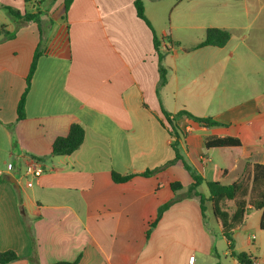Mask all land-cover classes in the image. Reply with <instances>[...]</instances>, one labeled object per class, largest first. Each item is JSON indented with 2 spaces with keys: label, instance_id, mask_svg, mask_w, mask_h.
Returning a JSON list of instances; mask_svg holds the SVG:
<instances>
[{
  "label": "crops",
  "instance_id": "crops-1",
  "mask_svg": "<svg viewBox=\"0 0 264 264\" xmlns=\"http://www.w3.org/2000/svg\"><path fill=\"white\" fill-rule=\"evenodd\" d=\"M135 1L74 0L66 19L64 0H0L9 34H0V252H16L9 264H189L191 256L194 264H239L242 252L264 264L262 213L250 210L231 243L206 185L242 177L247 187L246 163L264 165V0H226L233 6L224 18L180 15L179 29L203 34L187 48L172 23L165 28L149 11L154 0H145L158 38L175 44L163 51L164 85L153 31ZM4 7L40 14L39 24L7 16ZM209 28L232 37L222 48H196ZM36 53L26 117L18 120ZM163 110L223 125L181 116L173 129ZM73 124L85 129L83 144L54 155V141ZM224 138L242 145L206 147ZM172 144L181 160L173 162ZM33 159L43 165L39 178L26 174ZM184 164L205 181L196 190ZM147 170L155 172L142 176ZM112 172L136 177L115 183ZM221 208L233 214L235 202Z\"/></svg>",
  "mask_w": 264,
  "mask_h": 264
},
{
  "label": "trees",
  "instance_id": "trees-1",
  "mask_svg": "<svg viewBox=\"0 0 264 264\" xmlns=\"http://www.w3.org/2000/svg\"><path fill=\"white\" fill-rule=\"evenodd\" d=\"M39 0H24L26 4L38 3ZM74 0H64L65 4V18L67 19V13L72 5ZM145 0H136L135 7L137 11V15L140 19H142L153 31L154 40H155V49L159 55L160 61V85H164L167 81V70L161 65V62L164 57V53L161 50V43L163 40L168 39V37L158 38L157 34L153 30V27L150 21L147 19L145 15ZM4 9L8 12V14L14 19H22L25 22L35 21L39 24L40 14H31L26 12L24 15L21 14L20 11L14 10L11 7H4ZM3 33L7 37L9 34L5 31V27L0 25V34ZM232 37V33L228 30H223L219 28H209L206 30V35L204 40L197 45L196 48H202L206 46L213 47H224ZM175 45V44H174ZM39 58V53H36L34 59L32 61L29 74L26 79V89L23 93L19 104H18V120H22L26 117L25 114V104L26 97L31 87V81L33 75L37 68V62ZM165 119L167 123L175 129L176 120L181 117H188L189 119L207 127H216L222 126L220 122L214 120L211 117H196L187 111L180 112L176 115H171L167 111L163 110ZM164 126V125H163ZM169 134L172 133L169 131ZM85 140V129L80 124H73L70 127L69 133L67 136L58 137L53 143V154L56 156H66L71 155L77 149L81 147ZM241 142L237 139L233 138H224V139H213L206 143L207 148H230V147H241ZM172 149L175 152L174 161L181 160L182 157L178 154L177 148L175 144L171 145ZM185 168L193 178V184L191 185V190H196L202 183H204V179L201 178L196 171H194L187 164H184ZM155 170H147L142 176L152 175ZM245 173H250L248 178L249 185L245 186L244 178H239L233 183L229 185H225L220 181H208L206 185L209 190V198L208 200L213 203L214 207V215L216 219L221 223L223 234L231 241L232 243V235L234 231L240 228L246 219V216L250 210L260 211L262 213L260 227L264 230V165L262 164H252L247 162L245 165ZM136 177V175H121L117 172H112V179L115 183H126ZM182 185L180 183H173L172 189L178 190ZM207 199L202 196L201 204L202 209L204 210V203ZM225 201H234L236 210L233 214H230L228 211L223 210L221 208V204ZM168 206V205H167ZM166 206V207H167ZM165 207V208H166ZM163 208L159 211V215L157 221L161 218ZM157 221L151 226V229L155 227ZM151 229L147 232V236L150 235ZM239 264H253L255 261L253 256L250 253L242 252L239 254H235ZM19 260V256L16 252L12 250H7L4 252H0V264H9L11 262ZM53 264H79V259L75 261H60Z\"/></svg>",
  "mask_w": 264,
  "mask_h": 264
},
{
  "label": "rangeland",
  "instance_id": "rangeland-1",
  "mask_svg": "<svg viewBox=\"0 0 264 264\" xmlns=\"http://www.w3.org/2000/svg\"><path fill=\"white\" fill-rule=\"evenodd\" d=\"M148 4L149 11L157 16L162 26L167 28L172 23L173 33L181 39L182 45L186 48L195 45L203 34L198 30L179 29L177 20L180 15L195 11L212 14L214 18H224L232 11L233 6L227 5L226 0H154ZM235 4L238 5V3ZM4 14L9 16L7 12ZM221 258L225 260L222 254Z\"/></svg>",
  "mask_w": 264,
  "mask_h": 264
},
{
  "label": "built area",
  "instance_id": "built-area-1",
  "mask_svg": "<svg viewBox=\"0 0 264 264\" xmlns=\"http://www.w3.org/2000/svg\"><path fill=\"white\" fill-rule=\"evenodd\" d=\"M174 48V45L168 40H163L161 44L162 51H169ZM44 173L43 165L41 162L36 160H31L30 163L27 165L26 174L32 178H39ZM28 186H32V181L28 182ZM195 263V257L191 256L189 258V264ZM253 264H261L259 261L255 260Z\"/></svg>",
  "mask_w": 264,
  "mask_h": 264
}]
</instances>
